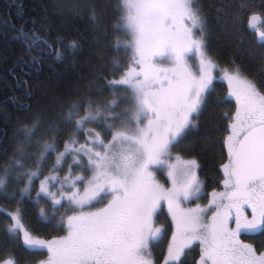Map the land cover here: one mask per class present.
<instances>
[{"label": "snow or ice", "instance_id": "1", "mask_svg": "<svg viewBox=\"0 0 264 264\" xmlns=\"http://www.w3.org/2000/svg\"><path fill=\"white\" fill-rule=\"evenodd\" d=\"M85 8L91 43L103 58L100 47L106 36L97 4L73 0L59 11L75 17ZM118 9L121 15L115 28L130 38H118L114 44L113 78L97 76L104 80L103 86L90 85L58 119L45 124L39 113L34 114L18 129L11 152L2 150L7 159L0 161V197L18 205L13 212L0 208L11 220L5 242L22 241L26 253L46 249L47 259L39 264H156L153 248L166 230L155 221L166 204L173 230L163 264H185L196 244L200 251L195 264H264V251L240 239L241 235L264 237V88L239 64L233 61L220 69L209 55L207 19L198 0H120ZM248 12L247 30L258 41L264 70V5L257 13L241 0L226 27L242 45ZM18 38L29 53L48 49L57 60L75 62L83 52L80 40L65 45L58 37L50 43L36 31H21ZM129 52V62L122 64L121 55ZM32 62L40 60L33 56ZM217 70L223 72L228 95L213 99ZM233 101L235 111L223 117L228 121L224 190L213 191L205 207H183L202 198L199 165L179 155L177 163H171L172 150L196 127L194 117L210 103L223 107ZM108 133L111 139H106ZM54 153L55 161L48 168ZM66 163L68 172L61 177ZM46 168L49 174L40 179ZM163 168L171 187L156 180ZM73 169L80 174L73 176ZM37 180L34 203L47 206L39 210L41 221L66 235L45 241L23 226L19 205L32 198ZM19 184L23 187L17 195L12 186ZM96 204L104 206L86 210ZM4 264L18 261L8 259Z\"/></svg>", "mask_w": 264, "mask_h": 264}, {"label": "trees", "instance_id": "2", "mask_svg": "<svg viewBox=\"0 0 264 264\" xmlns=\"http://www.w3.org/2000/svg\"><path fill=\"white\" fill-rule=\"evenodd\" d=\"M72 2L73 0H0V161L7 159L2 150L8 148L9 153L11 152V144L18 129L34 114L39 113L45 124L58 119L62 112L66 114L67 104L84 96L89 91L90 85H95L97 89L103 86L104 80H97V76L106 75L109 80L113 78L110 73L114 71L111 64L115 53L114 44L118 38L122 41L130 38L115 28L121 15L118 9L120 0H93L103 17L101 28L106 36V42L100 47L103 58L96 54L95 46L91 43L87 8L80 16L75 17L59 11L61 5ZM240 2L241 0H198L207 19L208 53L219 64L220 69L229 67L234 61L244 68L249 78L254 79L258 86L264 88V70H262L258 41L255 34L247 30V15H251V12L246 14L241 29L242 45L226 27ZM246 3L252 11L259 13L264 0H246ZM21 31L24 33L36 31L41 38L47 39L50 43H54L58 37L62 38L65 45L69 41L80 40L83 43V52L75 62H69L68 59L57 60L55 54L48 49H44L41 53L37 48L29 53L23 39L18 38ZM130 55V52L128 55H121V63L127 64ZM33 56L37 57L40 63L34 64ZM219 72L221 74L222 71L217 70L214 73ZM215 89L213 99L216 95L221 97L228 95V85L222 78L217 77ZM234 111V101L231 105L223 107H215L210 103L198 117H194L196 127L190 128L180 146L172 150L173 154H178L182 158L197 161L199 165L197 176L202 182L203 197L209 196L216 188L222 189L224 179L222 166L228 159L227 149L224 147V139L228 135V121L223 117L225 112L231 114ZM64 139L66 136L60 138V150H63ZM106 139H111V133H108ZM80 142H84L83 136L80 137ZM54 161L55 153L48 168ZM68 163H71V157ZM67 172L66 163L60 176L63 177ZM78 172L79 169H73L72 175L75 176L74 174ZM48 174L46 168L40 179ZM12 187H15L18 195L23 184ZM38 189L39 180L35 182L32 198L26 199L19 205L23 209V226L35 238L41 240L48 241L66 235V231L53 230L51 225H45L41 221L39 210L47 206L44 203L39 205L34 203ZM17 206L15 200L9 201L0 197V208L13 212ZM98 206L99 204H96L94 207ZM58 219L59 215L56 217V220ZM56 220L52 221L53 225ZM10 223V218L0 213V262L13 259L18 261V264H38L41 259L47 258L46 249L36 253H26L22 250V241L5 242L6 229ZM162 223L166 222L162 221ZM165 237L166 235L163 238ZM241 238H245L247 243L254 245L259 251H263L264 237L242 235ZM164 239L158 247L153 248L156 262ZM198 250L194 245V250L185 257V264H193Z\"/></svg>", "mask_w": 264, "mask_h": 264}, {"label": "rangeland", "instance_id": "3", "mask_svg": "<svg viewBox=\"0 0 264 264\" xmlns=\"http://www.w3.org/2000/svg\"><path fill=\"white\" fill-rule=\"evenodd\" d=\"M190 63H195V61H191ZM215 74V73H214ZM215 76L216 77H219L220 79L222 78L223 79V72H221V74H220V72L218 73V74H215ZM226 81V80H225ZM227 83V82H226ZM228 85V84H227ZM178 155V154H177ZM177 155H175V154H172V156H173V159H172V161H171V163H177V161H176V159H175V157L177 156ZM180 156V155H179ZM183 160H190V159H185V158H182ZM227 161H228V159H227ZM227 161H226V163H227ZM166 172H167V169H164ZM163 172L162 174H164V175H166V172ZM78 174H80L79 172L78 173H76V174H74V175H78ZM164 175H158V174H156V180H157V182L158 183H160L161 185H165V184H168V183H166V179L164 178ZM168 178V177H167ZM169 181V180H168ZM224 189H218V188H216V189H214L213 191H216V192H220V191H223ZM212 191V192H213ZM212 192H210V196H211V193ZM208 201H209V198H208V195H206L205 197H203V193H202V198L200 199V200H197V201H194V202H191V203H187V204H184V206H186L187 208H194V207H196L197 206V204H199L201 207H205L207 204H208ZM104 203H107V201H105ZM104 206V204H99V206L96 208V207H92V208H89V209H87L88 211H95V210H97L98 208H101V207H103ZM162 213L156 218V224H157V226H163L164 227V225H165V223H162V221H163V214H167V212H166V210H165V208H164V206L162 207ZM73 213H71V212H69L68 213V215H72ZM209 215H211L210 213H209ZM171 218V217H170ZM166 227H167V229H166V234L165 235H170L171 233H172V230H173V228H172V222L171 221H169L168 222V224L166 223V225H165ZM165 228V227H164ZM58 238V237H57ZM56 239V238H55ZM240 239H241V242L242 243H245V244H250V243H247L246 242V240H244L243 238H241L240 237ZM170 240V239H169ZM46 241V240H45ZM168 242L169 241H167V242H165V243H162L161 244V247L163 248L162 250H163V252H166L167 251V245H168ZM196 246L198 247V249H199V251H200V248H199V245L198 244H196ZM158 247V246H157ZM263 251H264V249H263ZM258 252H259V250H258ZM198 259H199V257H198ZM197 259V260H198ZM0 264H4V262H0Z\"/></svg>", "mask_w": 264, "mask_h": 264}, {"label": "flooded vegetation", "instance_id": "4", "mask_svg": "<svg viewBox=\"0 0 264 264\" xmlns=\"http://www.w3.org/2000/svg\"><path fill=\"white\" fill-rule=\"evenodd\" d=\"M173 154V153H172ZM175 155H177V154H175ZM164 169H166V168H163V169H161V170H159L156 174H158V175H164V174H162L165 170ZM166 172V171H165ZM164 178L166 179V183H168V184H165L164 186L165 187H171V182L170 181H168V178H167V172H166V175H164ZM222 189H223V184H222ZM212 192V191H211ZM208 198L210 199L211 198V196H210V194H209V196H208ZM163 206H164V208H165V210H166V212H167V214H163L164 216H163V221L164 222H166L167 224H168V222L169 221H171V218H170V216H169V214H168V211H167V205L166 204H163ZM183 207H186V206H184L183 205ZM163 212V211H162ZM245 214L246 215H248V217L249 218H251V210L250 209H247L246 211H245ZM165 223V224H166ZM233 227H234V224H233ZM172 234V233H171ZM171 234L170 235H166V237H165V241L163 242V243H165V242H167V241H169V239H171ZM242 236V235H241ZM245 236V235H244ZM246 237V236H245ZM163 248L161 247V250H160V253L158 254V260H157V262H156V264H163V259H164V256H165V254H166V252H163V250H162ZM198 257H199V250L197 251V255H196V257L194 258V262H193V264H195V261L198 259ZM47 259V258H46ZM46 259H41L40 261H42V260H46ZM39 261V262H40ZM39 262H38V264H39Z\"/></svg>", "mask_w": 264, "mask_h": 264}]
</instances>
